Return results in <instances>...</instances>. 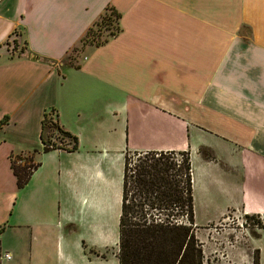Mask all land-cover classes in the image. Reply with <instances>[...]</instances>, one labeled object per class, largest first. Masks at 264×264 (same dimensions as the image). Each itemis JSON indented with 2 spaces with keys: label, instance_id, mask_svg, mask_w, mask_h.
<instances>
[{
  "label": "crops",
  "instance_id": "1",
  "mask_svg": "<svg viewBox=\"0 0 264 264\" xmlns=\"http://www.w3.org/2000/svg\"><path fill=\"white\" fill-rule=\"evenodd\" d=\"M108 5L120 32L68 63ZM45 116L75 149L42 151ZM147 151L189 152L203 253L205 226L264 217V0H0V264H118L125 157ZM247 241L221 264L262 261Z\"/></svg>",
  "mask_w": 264,
  "mask_h": 264
},
{
  "label": "trees",
  "instance_id": "2",
  "mask_svg": "<svg viewBox=\"0 0 264 264\" xmlns=\"http://www.w3.org/2000/svg\"><path fill=\"white\" fill-rule=\"evenodd\" d=\"M120 13L111 5L105 7L99 18L88 28L83 38L94 26L115 25L108 35L95 45H101L116 36L121 28L118 20ZM16 33L8 38L7 49L22 53L24 47L16 41ZM81 38V40L83 39ZM2 123V121H1ZM77 145V138L63 130L56 121L45 118L42 121V151L56 147L47 139L51 129ZM201 154L211 158L207 149ZM135 160L130 165L129 155ZM11 160L17 186L23 187L38 167L33 157L18 156ZM156 211V212H154ZM264 228L259 215H245ZM117 259L118 264H203L202 243L196 236L193 219L192 172L189 152L187 151H147L127 153L123 176L121 211L118 227ZM93 252L92 250H89ZM252 264H260L259 249H255Z\"/></svg>",
  "mask_w": 264,
  "mask_h": 264
},
{
  "label": "rangeland",
  "instance_id": "3",
  "mask_svg": "<svg viewBox=\"0 0 264 264\" xmlns=\"http://www.w3.org/2000/svg\"><path fill=\"white\" fill-rule=\"evenodd\" d=\"M114 25L115 21L113 20L110 24H104L100 27L94 26L90 33L80 40L75 47H73V49L66 56L65 60L68 63H73L78 57L82 56L84 52H86L87 48L95 46L97 42H101L108 35L109 31L113 29ZM51 132L59 140V145H68L71 143V139L68 136L62 135L57 129L52 128ZM54 143L56 144V142ZM33 154L34 152L20 153L21 157H25V159L31 156L33 157ZM129 156V162L131 165L135 158L131 154ZM15 159L18 160L17 158ZM259 220L261 221V224L264 225V217H259ZM241 223L244 224V227H241ZM211 227L212 228H210V226H205L204 230H201V232H208L209 230L211 231L210 233L214 234L213 237L211 234L208 235V238L205 241L206 245L205 253H203V264H221V260L226 257V248L232 247L229 243H227V240L232 241L234 245H242L245 247V245H247L248 238L251 236H253L252 242H254V245L263 249V258L262 261L260 260V264H264V230H261L262 228H260L253 219L246 218L245 216H240L238 219L230 217L229 220ZM219 228L225 232L224 240L216 237V231ZM257 232L259 233L258 235ZM254 251L255 249H251L250 255L252 258ZM222 252H224L225 257H221L223 256L221 254ZM107 254L109 260L107 264H111L110 259L113 254L112 250L108 251ZM226 264L238 263L235 259H227Z\"/></svg>",
  "mask_w": 264,
  "mask_h": 264
},
{
  "label": "built area",
  "instance_id": "4",
  "mask_svg": "<svg viewBox=\"0 0 264 264\" xmlns=\"http://www.w3.org/2000/svg\"><path fill=\"white\" fill-rule=\"evenodd\" d=\"M232 218H234V219H235V218L238 219L239 217H238V216H237V217L234 216V217H232ZM240 225H241V227H242V226L244 227V224H243V223H241ZM227 243H229L231 246L234 245L232 241H228V240H227ZM213 253H214V252H213ZM222 255H224V254H222ZM7 257H8V255H7Z\"/></svg>",
  "mask_w": 264,
  "mask_h": 264
}]
</instances>
